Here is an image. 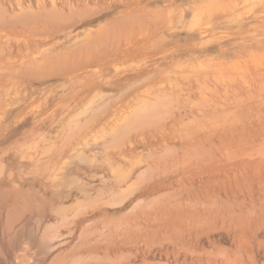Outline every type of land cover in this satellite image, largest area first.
<instances>
[{
	"label": "rangeland",
	"instance_id": "obj_1",
	"mask_svg": "<svg viewBox=\"0 0 264 264\" xmlns=\"http://www.w3.org/2000/svg\"><path fill=\"white\" fill-rule=\"evenodd\" d=\"M0 264H264V0H0Z\"/></svg>",
	"mask_w": 264,
	"mask_h": 264
},
{
	"label": "bare ground",
	"instance_id": "obj_2",
	"mask_svg": "<svg viewBox=\"0 0 264 264\" xmlns=\"http://www.w3.org/2000/svg\"><path fill=\"white\" fill-rule=\"evenodd\" d=\"M112 23H113V22H112ZM110 25H111V24H110ZM129 32H130V31H129ZM130 42H131V41H130ZM116 44H117V43H116ZM126 45H127V44H126ZM118 46H119V45H118ZM109 47H110V46H109ZM115 49H116V48H115ZM125 51H126V49H125ZM108 52H109V51H108ZM125 53H126V52H125ZM125 53H124V54H125ZM127 54H128V53H127ZM129 54H130V53H129ZM119 55H123V54H119ZM68 57H69V56H68ZM89 58H90V57H89ZM91 59H93V58H91ZM76 63H77V62H76ZM131 76H132V75H131ZM137 76H138V73H137ZM137 76H136V77H137ZM134 77H135V76H134ZM134 77H131V78H134ZM197 114H198V112H197ZM199 114H200V112H199Z\"/></svg>",
	"mask_w": 264,
	"mask_h": 264
}]
</instances>
